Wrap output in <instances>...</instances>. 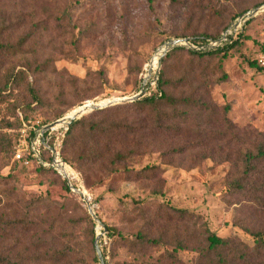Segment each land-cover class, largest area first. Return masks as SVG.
<instances>
[{"label": "rangeland", "instance_id": "1", "mask_svg": "<svg viewBox=\"0 0 264 264\" xmlns=\"http://www.w3.org/2000/svg\"><path fill=\"white\" fill-rule=\"evenodd\" d=\"M262 5L264 0H177L176 4L172 0H0V28L9 29L3 39L15 45L28 36L17 54L0 53V126L16 125L0 134L14 145L20 130L17 110L25 112L32 124L49 125L87 104L130 99L141 92L150 76V89L144 92L148 96L156 87L161 61L171 50L162 59L158 56L155 66L152 59L168 39H176L173 35L218 34ZM245 27L247 39L225 57L198 60L177 52L168 61L172 84L167 91L174 96H202L218 106V112L230 105L228 117L240 140L230 143L214 138L220 128L204 125L207 115L193 112L179 136L171 133L161 139L152 153L135 158L128 168H152L145 174L156 175L153 181H129L126 168L111 176L84 177V182L77 178L75 182L84 186L93 211L107 227L116 228L122 236L136 232L142 221L134 214L133 202L144 200L156 207L162 204L164 209L169 205L188 210L198 232L209 230L220 238L236 237L254 245L251 236L235 227V221L264 229V212L254 213L244 197L226 191L239 153L258 145L257 138L247 132L264 134V70L250 66L264 49V12L233 37ZM13 68L26 69V77L5 88ZM184 78L187 82L179 85ZM102 79L108 81L107 87L100 86ZM83 81L91 86L86 100L81 94ZM131 111L128 107L121 113ZM190 144L202 145L191 148ZM186 145L190 146L179 154L177 149ZM170 149L174 154L166 153ZM25 214L34 230H7L0 237V257H19L24 264H100L96 239L105 264H155L164 252L156 249L139 256L109 240L107 232L87 217L82 200L70 196L52 173L16 163L5 143L0 148V229L25 220ZM66 250L69 256L62 259ZM180 258L191 264L195 254L184 252Z\"/></svg>", "mask_w": 264, "mask_h": 264}, {"label": "trees", "instance_id": "2", "mask_svg": "<svg viewBox=\"0 0 264 264\" xmlns=\"http://www.w3.org/2000/svg\"><path fill=\"white\" fill-rule=\"evenodd\" d=\"M172 2L176 4L177 0H172ZM2 24L5 26V21ZM227 29L228 27L226 26L222 32L215 35L208 33L173 35L172 37L176 39H189L193 45L200 47L201 50L195 51L180 47L171 50L161 61V70L158 80H156V87L148 96H144L129 105L113 106L93 111L74 121L66 132L61 145L60 155L63 161L80 176L83 182L84 177H91L92 175L104 174L111 176L117 174L120 168H126V171H129V181H153L156 175H152V173L145 174L152 168H143L137 171L129 170L128 168L134 163L135 158L152 153L160 144L161 139L171 133L179 136L183 132L182 124L191 118L190 113L193 112H198L201 116L207 115V118L202 122L204 125L220 128V131L214 134V138L218 140L229 139L230 143L239 141V131L228 117L231 110L230 105H225L223 110L218 112L219 107L211 104L202 96L199 98L184 96L183 94L174 96L167 91L172 84V79L168 77V69L170 67L168 61L177 52H187L192 58L204 60L219 56L225 57L229 51L243 45L247 39L245 35L246 27L237 32L234 37H228V40L223 42L218 48L205 50L209 40H219ZM5 30L9 29L0 28V53L17 54L25 45L24 43L27 41L28 36L18 41L17 44L12 45L9 40L3 39L6 35ZM250 66L264 70V67L259 66L257 62L250 63ZM25 77L26 69L17 70L13 68L6 77L5 88L14 87L19 80ZM223 80H226L225 76H223ZM185 82H187L186 78L181 80L179 85H184ZM83 84L84 89L81 94L84 95L83 99L86 100L89 99L86 95L91 93V90L88 89L91 86L86 81H83ZM100 86L107 87L108 81L106 79L100 80ZM146 87L149 88V85ZM29 92L32 98L38 101L34 90L30 89ZM124 107L132 108L131 113L122 114L121 111L125 109ZM183 109H188V112ZM60 118L61 115L57 116L56 120ZM16 119V123L20 128L22 127V121L30 122L27 114L22 110H17ZM48 123L43 122L40 125L45 126ZM15 128L16 125L14 123L8 122L3 128L0 126V131L2 129L11 131ZM247 134L255 136L259 141L258 145L239 153L235 166V175L228 182L226 191L227 193L244 197L248 207L254 213H260L264 212V134L255 133V131L247 132ZM16 139L13 145L12 140L10 139L9 141L7 135L0 134V148L5 143L9 144L13 158L14 147L19 139V133H17ZM190 145H192L191 148H198L197 146L202 144ZM190 145L177 149V152L182 154L188 149L186 147ZM166 153L174 154L171 149ZM41 159L46 163H50V152L43 148ZM16 163L22 165L19 162ZM31 167L39 172L52 173L62 182L70 196L78 201L82 200L79 195L70 190L67 181L54 169L42 166L35 159H32ZM159 194V192L154 193L156 196ZM148 203V201L144 200L133 202L134 214L138 215L142 224L132 234L122 236L116 228L107 227L104 224L108 239L117 244L122 243V246L129 253L139 256H146L156 249L163 250V255L156 260L155 264H189L180 258V254L184 252L195 254L191 264H264V229L252 228L251 225L246 226L242 220L235 221V227L241 228L253 239L254 245L250 247L236 237L220 238L209 230L202 232L194 230L191 225L194 219L193 213L186 209H177L169 205L167 209H164L162 204H158V207H156ZM147 204L152 206L149 207ZM152 208L155 210L153 213L150 211ZM87 217L90 219L89 215ZM27 218L30 221L29 214H25V220L20 221L18 224L9 223L7 229H0V234H2L0 237L6 236L7 230L14 231L19 228L24 233L33 231L35 225L32 222H28ZM94 240L95 236L92 232V243ZM67 250L63 253L62 259L68 258ZM36 261L37 259L34 262ZM0 264L24 263L19 260V257L14 260L0 257Z\"/></svg>", "mask_w": 264, "mask_h": 264}, {"label": "built area", "instance_id": "3", "mask_svg": "<svg viewBox=\"0 0 264 264\" xmlns=\"http://www.w3.org/2000/svg\"><path fill=\"white\" fill-rule=\"evenodd\" d=\"M257 62L259 66L264 67V49L258 56ZM45 126L22 121V127L19 130V139L14 147V161L21 163L25 167H28L31 165L32 159H35L42 166L54 169L63 179L67 181V184L72 186V188H70L68 185L73 193L77 194L74 189L81 191L83 196H80L79 194L77 195L81 197L85 204V200L91 204L90 198H86V192L83 189L84 186L79 187L78 183L75 182L77 178L78 180L81 179L80 176L72 168L70 169L69 165L62 163L63 159L60 155V149L69 127L66 125H61L53 127L50 130L44 132L43 129ZM47 146L53 148L56 154L53 155L52 151ZM43 148L48 150L51 154L50 163H46L41 159ZM58 163H60L61 166L66 169L67 173L62 171V169L58 166ZM69 172L75 174L73 179L68 175Z\"/></svg>", "mask_w": 264, "mask_h": 264}, {"label": "water", "instance_id": "4", "mask_svg": "<svg viewBox=\"0 0 264 264\" xmlns=\"http://www.w3.org/2000/svg\"><path fill=\"white\" fill-rule=\"evenodd\" d=\"M264 12V5L259 6L255 9H253L252 11L242 15L241 17L238 18L237 22L235 24H233L232 26L229 27V29L226 31V33L217 41H210L209 40V44L205 47V50H212V49H216L218 48L224 41H226L228 39V37H233L234 33L244 24H246L248 21H250L251 19L257 17L260 13ZM177 47H186L190 50H195V51H199L201 50L200 47H196L195 45H193L191 43L190 40L188 39H172L169 40L167 43H165L162 48H161V52L159 54H156L154 56V58L152 59V62L157 59V57L159 56L161 59L164 57L165 54H167L170 50L177 48ZM152 65V64H151ZM159 77V73L156 75V80H158ZM150 80V76H148L147 78H145L144 80V84H143V89L141 90V92L130 98V99H114L111 101H105L104 103H100V104H93L91 107L87 105L80 107L79 111L77 113H73L71 116H67L66 118H63L61 120H58L52 124L46 125L43 129L44 132L50 130L53 127L56 126H61V125H66L68 127H70V125L82 118L84 115H87L93 111L96 110H103L107 107H113L116 105H120V104H125V103H134L140 99H142L145 94V90H146V86L147 83ZM48 147V146H47ZM53 155L56 154L55 150L53 148L48 147ZM54 159V158H53ZM63 164L66 165V163L64 161H62ZM54 165V164H53ZM71 169V167H69ZM70 188H72V186L70 184H68ZM74 191L79 194L80 196H83V193L77 189H74ZM86 202V206L88 209V214L90 215V217L93 219L94 223L100 227L103 228L104 233L107 232L104 224L98 219V217L96 216L95 212L93 211V208L91 206V204L89 202ZM95 251L97 254V258L100 264H105V259L103 257V254L100 250L99 244H98V239H96L95 242Z\"/></svg>", "mask_w": 264, "mask_h": 264}, {"label": "bare ground", "instance_id": "5", "mask_svg": "<svg viewBox=\"0 0 264 264\" xmlns=\"http://www.w3.org/2000/svg\"><path fill=\"white\" fill-rule=\"evenodd\" d=\"M157 64V59H155L153 62H152V66H155ZM88 106H92V105H88ZM79 111V108L78 109H76L75 111H73L69 116H71L73 113L75 114V113H77ZM58 166L62 169V171L64 172V173H67V171H66V169L63 167V166H61V164L60 163H58ZM68 175L73 179L74 178V176H75V174H72V173H68Z\"/></svg>", "mask_w": 264, "mask_h": 264}]
</instances>
